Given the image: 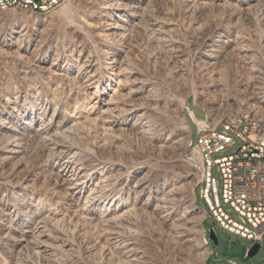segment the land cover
Returning a JSON list of instances; mask_svg holds the SVG:
<instances>
[{
  "label": "rangeland",
  "instance_id": "374dc122",
  "mask_svg": "<svg viewBox=\"0 0 264 264\" xmlns=\"http://www.w3.org/2000/svg\"><path fill=\"white\" fill-rule=\"evenodd\" d=\"M105 1L0 9V264H264V236L250 258L202 221L186 112H264V0ZM111 96L139 107L120 126L100 113ZM64 145L88 188L62 180Z\"/></svg>",
  "mask_w": 264,
  "mask_h": 264
},
{
  "label": "built area",
  "instance_id": "2783aa9c",
  "mask_svg": "<svg viewBox=\"0 0 264 264\" xmlns=\"http://www.w3.org/2000/svg\"><path fill=\"white\" fill-rule=\"evenodd\" d=\"M7 9L38 11L57 0H0ZM196 126L197 140L190 147L188 161L199 175L200 198L208 206L206 218L219 227L261 247L264 236V141L251 134L248 119L233 114L223 124L214 118H197L186 108ZM189 126L188 119L185 120ZM236 150L226 154L227 150ZM218 174L219 178L215 175ZM211 229H215L212 227ZM249 249V247L246 249ZM235 263V262H233Z\"/></svg>",
  "mask_w": 264,
  "mask_h": 264
},
{
  "label": "bare ground",
  "instance_id": "6f19581e",
  "mask_svg": "<svg viewBox=\"0 0 264 264\" xmlns=\"http://www.w3.org/2000/svg\"><path fill=\"white\" fill-rule=\"evenodd\" d=\"M110 1V2H109ZM114 1L115 0H106V7L105 8H108L111 10H117V9H120L121 8H118V6H114ZM215 1H220V0H214ZM243 4H249V0H244L242 2ZM247 8V7H246ZM0 9H4V4L1 3L0 1ZM125 30V28L123 26H121L120 24L118 23H113V22H110L106 25L105 27V33L107 35H111L113 36V34H115L116 32H123ZM205 54L208 58L210 59H215V54H214V49H212L211 47H207L206 50H205ZM114 60V58H113ZM117 61V60H116ZM116 61H112L113 63V75L115 76H119V69L120 67H118L115 62ZM118 62V61H117ZM118 64V63H117ZM119 64H120V61H119ZM88 68L90 67L89 64L86 65ZM111 69V70H112ZM121 70V69H120ZM91 73V72H89ZM85 76V75H84ZM136 81V80H135ZM137 89H131L130 90V93L131 92H136ZM119 92V91H118ZM128 93V92H127ZM125 95V94H123ZM118 96V95H117ZM126 96H128V94H126ZM112 97V96H111ZM129 97V96H128ZM143 97V96H142ZM117 98V97H115ZM114 97L110 98L108 100H106V102L103 103L102 105V117L108 124H114V125H118L120 126V122L122 119V117L124 116H130L132 113L134 112H137L139 110V107H138V104H136V99L133 100L135 101L134 103H131V101H122V102H119V100H116ZM123 98V97H121ZM130 98V97H129ZM119 99V98H118ZM126 99V97H125ZM131 99V98H130ZM129 99V100H130ZM128 100V99H127ZM102 102V101H101ZM129 102V103H128ZM138 103V101H137ZM121 104V105H120ZM254 106V105H253ZM252 107V106H251ZM143 108V107H142ZM143 113H140L138 114L136 120L132 123H130V126L131 128L133 129H136L134 127H137L139 126V121L140 119L143 117V116H146L144 112L145 111H142ZM233 114H240L242 117H246L248 119H257V122L256 124H251V134H257L259 135V141H264V112H261L259 111L257 108L255 109L254 107L250 108V107H246V108H243L241 110H237L235 112H232L230 114H225V115H221L219 117H211L207 112L205 113V116L204 118H214V123L215 124H223L225 123V121L229 118V116L233 115ZM133 117V116H131ZM135 117V116H134ZM127 119V118H126ZM125 123V122H124ZM127 123V122H126ZM186 127H187V124H185ZM138 128V127H137ZM113 129V128H112ZM144 130V129H143ZM54 131V130H53ZM52 131V132H53ZM145 131V130H144ZM49 137V135H48ZM44 138V137H42ZM53 144V143H52ZM57 145V144H56ZM59 145V144H58ZM193 145L192 143V140H191V137L189 138V143H188V147L190 148L191 146ZM66 146V145H64ZM60 147V146H59ZM63 147V146H62ZM71 147V146H70ZM70 147H65L64 148V152L66 153V156H65V160H64V163H63V167L62 169L60 170V175L61 177L63 178L62 180H64L67 184V188L68 189H79V188H84L87 186V181H84L82 179H79V175H81L80 178L84 177L85 175V170L82 168V167H79L76 165V163H78V160L74 158L75 156V152H72L74 148H70ZM58 148V147H57ZM54 149V148H53ZM62 149V148H60ZM63 150V149H62ZM15 151V150H14ZM57 151V149H56ZM59 152V150H58ZM58 158V157H57ZM97 159V158H96ZM99 159V158H98ZM75 163H74V162ZM90 162V161H89ZM95 162V161H94ZM84 164V163H83ZM89 167V165H88ZM97 168V167H96ZM117 168V167H116ZM122 172V171H121ZM144 173V172H143ZM194 175V184H193V192L195 194V189L196 187H199V175H195V173H193ZM116 176V175H115ZM111 178V176H109ZM91 178V177H90ZM100 178V177H99ZM61 179V178H60ZM86 179V178H85ZM96 179V178H95ZM145 178H139L138 177V180L134 183L133 186V190L134 192H136V194H141L143 191H144V186L143 184H145V181H143ZM108 180V179H107ZM116 181V180H115ZM111 183V182H110ZM113 183V182H112ZM91 185V184H90ZM111 185V184H109ZM89 186V185H88ZM91 187V186H90ZM93 187V186H92ZM113 187V186H112ZM88 188V187H86ZM72 194V193H71ZM84 195V194H83ZM140 195H137V197H139ZM195 196V195H194ZM150 197V196H149ZM94 199V198H93ZM196 199V198H195ZM158 201V200H157ZM159 203V202H158ZM157 203V204H158ZM196 203V202H195ZM205 205V204H204ZM145 206V205H144ZM199 210H201L202 212V215H203V218H202V221L204 220V217H206L207 213H208V206L205 205L204 208L200 209L197 205H195ZM192 209V208H191ZM128 212V211H126ZM109 213V212H108ZM125 213V212H124ZM130 213H133V212H130ZM170 214V213H168ZM126 215V214H125ZM201 215V216H202ZM127 216V215H126ZM105 219V218H104ZM103 221V220H102ZM182 224H185V223H182ZM204 238V244L207 245L208 244V241ZM187 239V238H186ZM71 245V244H70ZM39 246V245H38ZM44 248V247H43Z\"/></svg>",
  "mask_w": 264,
  "mask_h": 264
},
{
  "label": "water",
  "instance_id": "95a60500",
  "mask_svg": "<svg viewBox=\"0 0 264 264\" xmlns=\"http://www.w3.org/2000/svg\"><path fill=\"white\" fill-rule=\"evenodd\" d=\"M209 239H211L214 242V244H217L218 243L217 236H216V234H215V232H214L213 229H210ZM259 249H260V245L259 244H257V243L253 244L247 250L246 256H248L250 258L253 257V256H255L257 254V252L259 251Z\"/></svg>",
  "mask_w": 264,
  "mask_h": 264
}]
</instances>
